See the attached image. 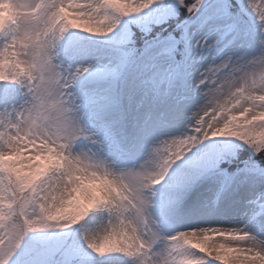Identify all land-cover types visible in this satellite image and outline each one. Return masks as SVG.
<instances>
[{
	"label": "snow or ice",
	"instance_id": "6c2138e0",
	"mask_svg": "<svg viewBox=\"0 0 264 264\" xmlns=\"http://www.w3.org/2000/svg\"><path fill=\"white\" fill-rule=\"evenodd\" d=\"M0 264H264V0H0Z\"/></svg>",
	"mask_w": 264,
	"mask_h": 264
}]
</instances>
